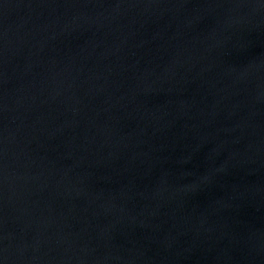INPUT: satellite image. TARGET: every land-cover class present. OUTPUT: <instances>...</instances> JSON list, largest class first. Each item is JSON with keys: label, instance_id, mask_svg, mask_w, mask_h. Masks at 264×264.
<instances>
[{"label": "water", "instance_id": "water-1", "mask_svg": "<svg viewBox=\"0 0 264 264\" xmlns=\"http://www.w3.org/2000/svg\"><path fill=\"white\" fill-rule=\"evenodd\" d=\"M0 264H264V0H0Z\"/></svg>", "mask_w": 264, "mask_h": 264}]
</instances>
